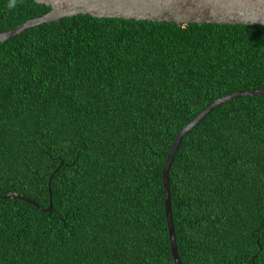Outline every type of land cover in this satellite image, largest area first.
<instances>
[{"label": "trees", "instance_id": "1", "mask_svg": "<svg viewBox=\"0 0 264 264\" xmlns=\"http://www.w3.org/2000/svg\"><path fill=\"white\" fill-rule=\"evenodd\" d=\"M10 3L0 32L51 8ZM256 88L263 25L78 14L0 41V264H175L168 153ZM169 177L182 264H264V95L212 110Z\"/></svg>", "mask_w": 264, "mask_h": 264}, {"label": "water", "instance_id": "2", "mask_svg": "<svg viewBox=\"0 0 264 264\" xmlns=\"http://www.w3.org/2000/svg\"><path fill=\"white\" fill-rule=\"evenodd\" d=\"M50 6V10L30 18L20 25L0 32V41L7 40L24 30L44 23L60 21L64 17L90 14L94 17H115L135 20L168 21L177 24L222 23L264 26V0H36ZM264 95V88L235 91L217 98L202 110L178 133L168 153L163 182L166 219L175 264H182L176 241L172 213L170 168L186 134L198 125L212 110L223 103L244 96ZM8 197H11L8 195ZM53 207L52 198L45 210Z\"/></svg>", "mask_w": 264, "mask_h": 264}, {"label": "clouds", "instance_id": "3", "mask_svg": "<svg viewBox=\"0 0 264 264\" xmlns=\"http://www.w3.org/2000/svg\"><path fill=\"white\" fill-rule=\"evenodd\" d=\"M14 4H15V0H11L10 7L14 6Z\"/></svg>", "mask_w": 264, "mask_h": 264}]
</instances>
